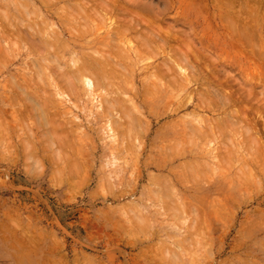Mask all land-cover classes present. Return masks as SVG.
Returning <instances> with one entry per match:
<instances>
[{"label": "rangeland", "instance_id": "374dc122", "mask_svg": "<svg viewBox=\"0 0 264 264\" xmlns=\"http://www.w3.org/2000/svg\"><path fill=\"white\" fill-rule=\"evenodd\" d=\"M15 1L0 0V13L9 17L2 13L1 16L9 18L11 24L20 16ZM29 2L34 13L45 16L39 3ZM116 3L136 19H132L128 10L125 13L130 16H120L129 17V21L138 18L150 21L153 29L148 30L150 25L146 29L144 22H138L140 26L131 22L127 27V22L123 23L126 19L121 17V21L117 16L120 18L117 20L110 14L101 19L87 10L83 13L87 17L80 12L76 14V9H66L70 6L67 0H52L51 12L54 17L59 16L52 19L57 30H73L76 36L79 30L88 33L75 41L78 59H84L86 54L94 61L103 62L106 59L103 55L108 57L111 53L114 61L107 58L110 60L107 62L113 61L109 66L120 69V73L113 67L112 73L117 76L111 73L108 81L115 85L119 97L111 85L108 94L102 95L100 91L101 94L94 92L86 96L82 91L78 98L60 96L61 100L53 87L42 85L31 76L30 58L25 55L27 48L10 49L6 42L0 43V137H3L0 138V264H264V0H119ZM34 16L28 21L19 19L24 25L33 20L38 23L40 17ZM113 18L117 21L113 22ZM5 21L0 22L8 25ZM12 27H2L8 29V37H12ZM20 28L25 30L26 26ZM120 31L125 34L119 35ZM116 34L119 38L113 37ZM118 48L124 60L114 56L120 51ZM9 50L8 57L5 52ZM176 62H183L180 65H184L182 69L186 67L184 72L177 70ZM188 64L194 70L187 68ZM166 65L170 66L171 76L181 77L177 81L180 86L176 79L175 83L170 82V74L163 73H168ZM109 66L106 70L110 71ZM156 70L161 72L159 76ZM10 80L15 85L18 82L17 86L23 90L26 88L29 102L24 98L25 103L15 88L13 91L12 87L17 86H11ZM173 84H177L179 91L172 89ZM217 90L219 94L235 97L234 106L218 105L213 95ZM49 91L54 94H48ZM104 96L108 100L113 97L121 102L125 100L119 105H127L125 108L129 110L132 107L134 112L130 110L124 115L125 108L121 112L118 105L119 110L116 108L118 111L111 113L113 118L108 114L105 117L103 106L100 107ZM31 98L36 102L34 105ZM209 98H213L212 106ZM203 101H208L211 110ZM27 103L34 109L37 104V110L27 107ZM230 111L237 112L230 120L232 124L225 122L231 117ZM131 114L135 122L129 117ZM16 115L22 116L16 120ZM120 115L127 117L122 119ZM197 119L201 123L205 119L221 122L223 135L213 128L217 124L210 122L211 132L219 134V138L210 131L213 139L207 132H204L206 139L195 134L191 138L185 132L189 126L184 124L188 122L196 127ZM110 120L123 124L121 133L128 130L125 127L128 124L132 130L136 129L131 132V138L125 133L130 141L123 134H115L116 138L124 137L119 144L115 143L116 138L110 139ZM201 130H208L205 124ZM131 142L134 146L128 144ZM165 208L170 209H167L169 213ZM181 211L184 218L174 221L171 214L181 215ZM194 219L199 221L196 223Z\"/></svg>", "mask_w": 264, "mask_h": 264}, {"label": "bare ground", "instance_id": "6f19581e", "mask_svg": "<svg viewBox=\"0 0 264 264\" xmlns=\"http://www.w3.org/2000/svg\"><path fill=\"white\" fill-rule=\"evenodd\" d=\"M51 1L52 0H31V2H32V4L33 5H35L36 3H39L40 4V6L42 7V10L44 9V11H45V16H42L40 13H34V10H31L30 9V5H31V3L29 2V0H20V1H15L16 3H17V6H18V15H20L19 16V18L20 19H22V20H27L28 21V19H29V17L32 15V14H35V16H34V18H37V17H40V19L38 20V23H35L34 22V20H33V22L32 23H30L29 25L27 24V25H24V24H21V20L17 17V20L15 19L14 20V24L16 25L15 27L13 26L14 24H11V22H9L8 23V20H9V18H8V20L7 19H4L5 17L4 16H6V17H9V16H7V14H5L4 12H2L1 11V13L4 15L3 17L1 16V13H0V17H2V18H0V21L2 20V21H5V20H7V21H5V22H7L6 24H8V25H5V24H3V22H0V23H2V27L3 26H7V28H9V27H12V28H14V29H11V36L12 37H8V35H9V32H6V31H8V29H4V28H2L1 27V24H0V29H2V30H0L1 32H0V43H4V42H6L5 43V45H6V47H10V49H11V47L13 46V47H15V48H17V49H19L20 47H23V48H27L26 49V51H28L27 52V54L25 53V55H26V58L28 57V58H30V63H31V70H33V73L31 74V76H33V79L35 80V81H38V83L40 82V84H44V85H48L50 88L51 87H53V89H55V92H56V94H57V97H58V95H59V97L60 96H63V98L65 97H68V99H71V97L72 98H78V97H80V95H81V93H83L82 91H84V93L86 94V96H89L88 94L90 93H94V92H96V93H99L100 91H102V95H103V93L104 94H108V91H109V88H110V90H111V87L113 86V88H112V91L114 90V84H110V82L108 81L109 79V75H111V73L112 72H114L112 69H113V67L111 68L110 66H112L114 63H113V59H112V57H111V51L109 50V51H106V53H108V55H109V53H110V57L108 56H106L107 54H104L103 55V53H102V55H103V57L105 56L106 57V59L104 58V61L103 62H100L99 60H97V59H95V61L94 60H92L93 58H91V56H87L86 54H85V58H84V56H83V58L84 59H78V56H77V54L75 53L76 51H75V41H77L78 39H83L84 37H85V34H86V32H81V30H79V34L76 36L75 34H73V33H75L73 30H72V32L69 30V31H61V30H57V28L55 27L56 26V24L53 22V20L52 19H54V18H56V19H59V16L58 17H54L53 15H52V12H51V10H52V6L53 5H51ZM57 1V0H56ZM60 1V0H59ZM95 2V0H86V2H85V0L83 1H81L82 2V4H81V2L80 1H78V0H67V5H70V6H67L66 7V5H65V7H66V9H70V8H73V9H76V14H78L79 12H80V14L83 16L84 14L83 13H87V11L89 12H93V16L95 17L96 15H97V18L98 19H101L102 17H104V15H108L109 17H110V15L111 16H114V17H117V16H120V15H122V16H130V14H131V12L128 10V9H126L124 6L122 7V8H120L122 5H117L118 3H116V2H118L119 0H108L107 2H109V3H107L106 1H104V0H96V1H98V2ZM131 1V0H130ZM71 2H74V4H70ZM229 3V2H228ZM120 4V3H119ZM227 4V3H226ZM64 6V5H63ZM3 8H4V6H3ZM59 8V7H58ZM126 10H125V9ZM89 9H91V10H89ZM124 9V10H123ZM5 10H6V7H5ZM87 10V11H86ZM95 10V11H94ZM129 11L130 12V14L129 13H125L126 11ZM8 11V10H7ZM68 12H69V10H67ZM86 11V12H85ZM7 13V12H6ZM51 13V14H50ZM66 13V12H65ZM73 15H75L76 16V14H74L75 13V11H74V13L73 12H71ZM95 13H96V15H95ZM99 13V14H98ZM102 13V14H101ZM72 14H66L68 17L70 16V18L72 19V18H74V17H71V15ZM79 14V15H80ZM90 14V13H89ZM110 14V15H109ZM246 14V13H245ZM248 14V13H247ZM80 15V16H81ZM87 15V14H86ZM86 15H84V16H86ZM100 15V16H99ZM103 15V16H102ZM254 15V14H253ZM262 15V14H261ZM13 16V15H12ZM56 16V15H55ZM65 16V15H64ZM78 16V15H77ZM81 16V17H82ZM122 16H120V18L122 17ZM131 16H132V14H131ZM233 16V15H232ZM15 17V16H14ZM33 17V16H32ZM62 17V16H61ZM87 17V16H86ZM86 17H82V18H84V19H87ZM27 18V19H26ZM69 18V19H70ZM93 18V17H92ZM96 18V17H95ZM118 18L119 17H117L116 19L118 20ZM119 18V19H120ZM123 19H129V17H122ZM122 18L120 19L121 21H122ZM131 18V17H130ZM135 18V17H134ZM133 18V16H132V19H134ZM4 19V20H3ZM13 19V18H12ZM64 19V18H63ZM62 18H60V20H63ZM66 19V18H65ZM64 19V20H65ZM81 19V18H80ZM83 19V20H84ZM104 19V18H103ZM110 19V18H109ZM132 19H130V21L129 20H125L123 23H125V22H127V27L130 25V23L131 22H133V24L132 25H134V24H136V25H138V22H144V24L146 25V29H147V26L148 25H150V27L148 26V30H150V29H153V25H152V23L150 22V21H147L146 22V20H144V19H141V20H139V18L136 20V21H134V20H132ZM232 19V18H231ZM235 19V18H234ZM252 19V18H251ZM30 20V19H29ZM67 21H68V19H66ZM65 20V21H66ZM74 20V19H73ZM91 20V19H90ZM114 18H113V22H114ZM117 20H115V22L117 21ZM118 21V22H121V21ZM88 21V20H87ZM240 21H241V19H240ZM15 22H17V24L15 23ZM99 22H100V24L101 23H103V22H101V20H99ZM104 22H105V20H104ZM63 23V22H62ZM9 24H11V26L9 25ZM64 24V23H63ZM21 25H23V27L24 26H26V29L25 30H23L22 28H20V26ZM85 25V24H84ZM88 25V24H87ZM112 25H113V23H112ZM140 25H142V24H139L138 26H140ZM232 25V24H231ZM247 25V24H246ZM103 27H104V25H102ZM144 26V25H143ZM249 26V25H248ZM85 27H86V25H85ZM123 27V26H122ZM132 27V26H131ZM135 27V26H134ZM229 27V26H228ZM233 27V26H232ZM251 27V26H250ZM87 28V27H86ZM159 28V27H158ZM235 28V27H234ZM65 29V28H64ZM68 29V28H67ZM70 29V28H69ZM119 29V28H118ZM125 28H123V30H124ZM130 29V28H129ZM136 29V28H135ZM238 29H240V28H238ZM77 30V29H76ZM84 31H85V29H83ZM82 30V31H83ZM112 30V29H111ZM127 31H128V29H126ZM125 30V31H126ZM133 30V29H132ZM138 30V29H137ZM257 30V29H256ZM263 30V29H262ZM78 31V30H77ZM158 31H160L159 29H158ZM239 31H241V30H239ZM106 32V31H105ZM115 32V31H114ZM118 32H119V30H118ZM141 32V31H140ZM154 32V31H153ZM157 32V31H156ZM233 32H235V31H233ZM65 33H67V35H68V37L67 38H65ZM122 33V34H121ZM142 33V32H141ZM167 33V32H166ZM207 33V32H206ZM119 34V33H118ZM125 33H124V31L122 32V31H120V34L119 35H124ZM152 34V33H151ZM151 34H148V35H151ZM155 34V33H154ZM156 34H159V33H156ZM155 34V35H156ZM242 34V33H241ZM247 34V33H246ZM86 35H88V33L86 34ZM238 35V34H237ZM242 35H244V34H242ZM248 35V34H247ZM250 35V34H249ZM248 35V36H249ZM147 36V35H146ZM169 36V35H168ZM113 37H118L117 36V34H116V36H113ZM123 37H125V36H123ZM122 37V38H123ZM148 37V36H147ZM119 38V37H118ZM117 38V39H118ZM140 38H143V37H140ZM160 38V37H159ZM245 39L246 38H248V37H244ZM255 38V37H254ZM76 39V40H75ZM116 40V39H115ZM147 40V39H146ZM145 40V41H146ZM175 40V39H174ZM153 41V40H152ZM161 41V40H160ZM181 41V40H180ZM237 41H239V40H237ZM246 41H247V39H246ZM250 41V40H249ZM110 42V41H109ZM122 42V41H121ZM144 42V41H143ZM142 42V43H143ZM153 42H155V40L153 41ZM159 42V41H158ZM146 43V42H145ZM147 43H149L148 41H147ZM247 43V42H246ZM251 43V42H250ZM114 44V42H112V45ZM243 44V43H242ZM245 44V43H244ZM248 44V43H247ZM8 45V46H7ZM145 45V44H144ZM149 45V44H148ZM253 45V44H252ZM16 46H18V47H16ZM115 46V45H114ZM161 47H162V45H160ZM251 46V45H250ZM5 46L3 45V48H4ZM5 47V48H6ZM116 47V46H115ZM114 47V48H115ZM170 47V46H169ZM4 48V49H5ZM89 48V47H88ZM101 48V47H100ZM113 48V49H114ZM117 48V47H116ZM8 49V48H7ZM6 49V50H7ZM17 49H16V51H17ZM102 49V48H101ZM119 50L121 49V48H118ZM144 49V48H143ZM5 50V51H6ZM12 50H13V48H12ZM103 50V49H102ZM112 50V49H111ZM117 49H115V51H116ZM123 50V49H122ZM251 50H252V48H251ZM4 51V52H5ZM14 51V50H13ZM12 51V52H13ZM118 51V50H117ZM116 51V52H117ZM162 51V50H161ZM8 52V51H7ZM7 52H5V54H6V56H8L9 54H11V51L9 50V53H7ZM113 52V51H112ZM15 53V52H14ZM16 53H18V52H16ZM120 53V54H119ZM123 53H124V51H123ZM180 53V52H179ZM262 53V52H261ZM101 54V53H100ZM117 53H115V55L114 56H116V58H117V56H118V58L119 57H121V50L120 51H118V54L116 55ZM125 54V53H124ZM124 54H122V56L124 55ZM182 54V53H181ZM184 54V53H183ZM183 54H182V56H183ZM3 55V54H2ZM13 55V54H12ZM17 55H19V54H17ZM84 55V54H83ZM259 55V54H258ZM14 56V55H13ZM124 56H126V55H124ZM9 57V56H8ZM127 57V56H126ZM184 57V56H183ZM185 57H188L187 56V54H186V56ZM82 58V57H81ZM107 58H109V59H112L113 61H111L110 63L109 62H107V61H110L109 59H107ZM122 59L124 58V57H121ZM5 59V58H4ZM120 59V58H119ZM126 59V58H125ZM179 59H181V56L179 57ZM189 59V58H188ZM187 59V60H188ZM259 59V58H258ZM264 59V58H263ZM121 60V59H120ZM124 60V59H123ZM169 60V59H168ZM184 60V59H183ZM182 60V61H183ZM186 60V59H185ZM97 61V62H96ZM177 61V60H176ZM180 61V60H179ZM166 62H168V61H166ZM173 62V61H172ZM187 61H185V63H186ZM174 63V62H173ZM183 62H181L180 64H182ZM188 63H190V61H188ZM109 64H110V66H109ZM165 64H167V63H165ZM165 64H163V65H165ZM172 64V63H171ZM176 66L178 67V69L177 68H175V69H177V70H183V72H184V70H185V68L184 69H182L183 68V66H181L180 64H178L177 62H176ZM192 65V64H191ZM191 65H187L188 67L187 68H193ZM108 66L110 67V71L108 70H106V68H108ZM162 65H160V67H161ZM167 66V65H166ZM172 66V65H171ZM117 67L119 68L120 66H119V63L117 64ZM169 67V68H168ZM174 67V66H173ZM115 69H117L116 67H114ZM196 68V67H195ZM114 69V70H115ZM121 69H123L122 67H121ZM161 69L162 70H165V69H163L162 67H161ZM161 69H160V71H161ZM167 71H168V73H166V71L165 72H163L164 74H170V71H171V69H170V66H167ZM169 69H170V71H169ZM173 69V68H172ZM118 70V72H119V70L120 69H117ZM179 70V71H180ZM188 70V69H187ZM191 70V69H190ZM189 70V71H190ZM193 70H194V68H193ZM256 70V69H255ZM124 71H125V69H124ZM156 71H158L159 72V70H156ZM173 72H174V69L172 70ZM29 72V71H28ZM110 72V73H109ZM122 72V71H121ZM158 72H157V74H158ZM193 72V71H192ZM120 73V72H119ZM124 73V72H123ZM123 73H121V74H123ZM160 73L161 72H159V74L157 75V76H159L160 75ZM172 73V72H171ZM179 73L181 74V72H178V75H179ZM202 73V72H201ZM114 74H116V73H114ZM113 73H112V75H114ZM156 74V73H155ZM173 74V73H172ZM191 74V78H192V73H190ZM195 74V73H194ZM198 74V73H197ZM25 75V74H24ZM23 75V76H24ZM116 76H117V74H116ZM155 76V75H154ZM169 76H171V74L169 75ZM182 76V75H181ZM185 76H186V74H185ZM190 75H188V77H189ZM195 76H197V75H195ZM113 77H115V75L113 76ZM156 77V76H155ZM161 77V76H160ZM159 77V78H160ZM163 77V76H162ZM166 77V76H165ZM172 77V81L170 80V78H168L169 80H170V82H174L173 80H175L176 78H177V75L175 76V77H173V75L171 76ZM180 77V76H179ZM179 77H178V79H179ZM193 77H194V75H193ZM118 78V77H117ZM157 78V77H156ZM155 78V79H156ZM196 78V77H195ZM194 78V79H195ZM11 79V78H10ZM116 79V78H115ZM166 80L167 82H169V80ZM178 79H176V83H178L177 81H181V80H178ZM180 79H181V77H180ZM189 79V78H188ZM193 79V78H192ZM205 79V78H204ZM204 79H203V81H201L202 83H204ZM117 80V79H116ZM163 80V79H162ZM208 80H210V79H208ZM207 80V81H208ZM12 80H10L9 81V84L11 85V86H17L18 85V82H17V85H15L14 83H12L11 82ZM26 81V80H25ZM164 81V80H163ZM184 82H185V80H183ZM187 81V80H186ZM198 81H199V79H198ZM11 82V83H10ZM195 82V81H194ZM226 82V81H225ZM171 83V84H172ZM175 83V82H174ZM180 83H182L183 85H184V83L183 82H180ZM192 83V82H191ZM13 84V85H12ZM36 84V83H35ZM39 84V85H40ZM129 84V83H128ZM155 84V83H154ZM171 84H169L170 86H171ZM186 84V83H185ZM187 84H188V82H187ZM187 84H186V86H187ZM195 84V83H194ZM213 84V83H212ZM28 85V84H27ZM30 85H32L31 83H30ZM37 85V84H36ZM112 85V86H111ZM177 85V84H176ZM175 85V86H176ZM33 86V85H32ZM31 86V87H32ZM48 86H46V87H48ZM111 86V87H110ZM173 86H174V84H173ZM172 87V89L173 88H177V86L176 87ZM178 86H180V84L178 83ZM185 86V85H184ZM219 86V85H218ZM9 87V86H8ZM22 87V86H21ZM21 87H19V86H17V87H12L13 89L15 88L16 89V93H18L17 95L20 97L21 95H23V96H21V98H23V100H25L24 98H26V97H28V96H26V93H25V90H26V88H25V90H23ZM30 87V86H29ZM40 87H42L41 85H40ZM183 87V86H182ZM182 87H180V88H182ZM205 87V86H204ZM208 87L209 88H212L211 86H209L208 85ZM6 88V87H5ZM11 88V87H10ZM34 88H36V87H33V88H31V89H34ZM42 88H44V87H42ZM208 88V89H209ZM15 89L13 90L14 92H15ZM38 89V88H37ZM37 89H36V92H37ZM47 88H45V89H43V90H46ZM52 89V88H51ZM118 89V88H117ZM175 89L173 90V91H175ZM119 90V89H118ZM176 90H178L179 91V88L178 89H176ZM211 90V89H210ZM209 90V91H210ZM213 90H214V88H213ZM216 90V89H215ZM224 90V89H223ZM39 91H42V89L41 90H39ZM38 91V92H39ZM48 91V90H47ZM54 91V90H53ZM87 91H88V93H87ZM111 91V92H112ZM117 91V90H116ZM115 90H114V93L116 92ZM119 91H121V90H119ZM182 91H183V89H182ZM212 91V90H211ZM210 91V92H211ZM225 91V90H224ZM223 91V92H224ZM218 92V90L217 91H214L213 92V95H214V97H216V102L217 103H219L218 105H224V106H226V105H229V104H231V105H233L234 106V104H235V97H233V96H230V94L229 95H223L221 92V94H219V93H217ZM42 93H44V92H42ZM49 93H51V94H54V93H52V92H48V94ZM113 93V92H112ZM113 93V94H114ZM20 94V95H19ZM39 94H41L40 92H39ZM84 94V95H85ZM100 94H101V92H100ZM100 94H98L99 96H100ZM224 94H226V93H224ZM42 95V94H41ZM43 95H45V93L43 94ZM47 95V94H46ZM95 95V94H94ZM116 95L119 97V93H117L116 92ZM189 95H190V92H189ZM193 95V94H192ZM212 95V94H211ZM210 95V96H211ZM212 95V96H213ZM26 96V97H25ZM48 96V95H47ZM98 96V97H99ZM153 96V95H152ZM209 96V97H210ZM31 97V96H30ZM44 97V96H43ZM97 97V96H96ZM111 97V96H110ZM197 97V96H196ZM208 97V96H207ZM264 97V96H263ZM10 98H12V97H10ZM9 98V99H10ZM14 98L15 97H13L12 98V100L14 101ZM21 98H19V101H22V99ZM45 98H47V97H44V100H45ZM50 98H52V97H50ZM54 98V97H53ZM86 98V97H85ZM90 98H92V96L90 97ZM95 98V97H94ZM93 98V99H94ZM113 98H115V99H111V100H108V99H106V97L104 96L103 98L101 97V99L103 100L102 101V104L100 103V107L101 106H103V112L105 113V117L107 116L106 114H108V115H110L112 118H113V116L111 115V113L113 112V113H115V111H118L119 110V108H120V110H121V112L124 110V108H125V106L127 107V105H125L124 107H122V106H120V105H122L123 103H124V101L123 102H121V100L119 101L116 97H113ZM143 98V97H142ZM185 98V97H184ZM191 98V97H190ZM262 98V97H261ZM7 99H8V97H7ZM17 101H18V99L17 98H15ZM60 99L62 100V98L60 97ZM100 99V98H99ZM210 99V103H211V100L213 99H211V98H209ZM215 99V98H214ZM241 99V98H240ZM26 100H27V98H26ZM24 101L25 103L28 101L29 102V100H27V101ZM31 100H32V98H31ZM47 100H48V98H47ZM46 100V101H47ZM51 100H54V99H51ZM56 100V99H55ZM58 100H59V98H58ZM116 101V103H115V101ZM131 100V99H130ZM199 100H200V98H199ZM202 100V99H201ZM12 101V102H13ZM89 101V100H88ZM92 101V100H91ZM99 101V100H98ZM209 101V100H208ZM208 101H206L207 103H208ZM244 101V100H243ZM34 100H32V101H30V103H31V105H32V103H33V105H34ZM126 102V101H125ZM188 102V101H187ZM191 102V101H190ZM201 101H199V103H200ZM215 102V103H216ZM15 103H16V101H15ZM29 103V104H30ZM36 103V102H35ZM45 103V102H44ZM50 103V102H49ZM118 103V104H117ZM203 103H205L204 101H203ZM207 103H205V105L206 106H208V110H211V109H209V107H210V105L209 104H207ZM216 103V104H217ZM233 103V104H232ZM261 103V102H260ZM13 104V103H12ZM28 104V103H27ZM28 104V105H29ZM104 104V105H103ZM120 104V105H119ZM201 104H202V102H201ZM200 104V105H201ZM212 104L213 103H211V106H212ZM27 105V107H30V105L28 106ZM44 105V104H43ZM55 105V104H54ZM59 105V104H58ZM120 107H119V106ZM260 105V104H259ZM17 106V105H16ZM45 107H46V105H44ZM57 106V105H56ZM61 106V105H60ZM130 107H131V105H129ZM198 106V105H197ZM202 106V105H201ZM204 106V105H203ZM248 106V105H247ZM35 107V109H36V107H37V104H36V106H34ZM117 107H119V108H117ZM216 107V106H215ZM244 107H246L245 105H244ZM23 108L25 109V107L23 106ZM30 108H32V106L30 107ZM118 110H117V109ZM123 108V109H122ZM137 108H139V106H137ZM183 108V107H182ZM196 108V107H195ZM198 108V107H197ZM203 108V107H202ZM207 108V107H206ZM217 108V107H216ZM223 108V107H222ZM236 108V107H235ZM239 108V107H238ZM264 108V107H263ZM33 109V111L35 110L34 108H32ZM32 109H28L29 111H31ZM40 108H38V112H40V110H39ZM45 109V108H44ZM100 109V108H99ZM127 108H125V111H126V113H124V111H123V114L125 115V114H127V113H130V112H128V111H130L131 109H132V107H131V109L129 110V109H127ZM37 110V109H36ZM35 110V111H36ZM43 110V109H42ZM139 110V109H138ZM207 110V109H206ZM245 110V109H244ZM17 111V110H16ZM18 111H20L19 109H18ZM28 111V112H29ZM33 111H32V113H31V115L33 114ZM131 111H133L134 112V110H131ZM237 111V110H236ZM234 112L233 111V113H232V111H230L229 112V114L231 113V117H229L228 119L229 120H225V122L227 121V123H229V124H232V123H230V120H232L231 118H232V116L234 117L235 115H236V113L237 112ZM240 111V110H239ZM243 111V110H242ZM59 112V111H58ZM58 112H57V114H58ZM120 112V113H121ZM141 112H142V110H141ZM241 112V111H240ZM243 112H245V111H243ZM26 113H27V111H26ZM133 114H135V113H133ZM133 114H131V116H129L130 118H131V120L132 121H136V119L135 120H133L132 119V117L134 116ZM244 114V113H243ZM26 115V114H25ZM28 115V114H27ZM30 115V116H31ZM35 115V114H34ZM66 115V114H65ZM64 115V116H65ZM124 115L123 116H121V118L122 117H124ZM128 115V114H127ZM227 115V114H226ZM242 115V114H241ZM250 115V114H249ZM22 116V115H21ZM21 116H18V115H16L15 116V119H16V117L18 118V120H19V117H21ZM41 117H42V115H41ZM108 117V116H107ZM125 117H127V116H125ZM124 117V118H125ZM238 117V116H237ZM236 117V118H237ZM258 117H260V116H258ZM257 117V118H258ZM24 118V117H23ZM112 118H110V119H112ZM120 118V119H121ZM235 118V117H234ZM244 118H245V116H244ZM9 119V118H8ZM22 118H20V120H21ZM58 119V118H57ZM109 119V118H108ZM123 119V118H122ZM126 119V118H125ZM124 119V120H125ZM137 119H139V117L137 118ZM203 119V118H202ZM209 119V118H208ZM247 119V118H246ZM245 119V120H246ZM17 120V119H16ZM59 120V119H58ZM141 120V119H140ZM211 120V119H210ZM221 120V119H220ZM244 120V119H243ZM244 120V121H245ZM69 121V120H68ZM74 121V120H73ZM197 121H198V119H197ZM202 121H204V119L202 120ZM224 121V120H223ZM223 121H222V123H223ZM249 121V120H248ZM248 121H247V123H248ZM2 122V121H1ZM21 122H24V120L23 121H21ZM72 122V120L70 121V123ZM134 122H133V124H134ZM210 122H215L217 125V127L212 123V125H214L215 127H213V128H215V129H217V133H219L218 132V130L220 131V123L221 122H218V121H216V120H211V121H209V120H207V119H205V122L203 123H201V121H198L197 123H198V125L197 126H199L198 128H197V126L195 127H193V126H191L192 125V123H188L187 122V124H184V127L185 126H189V129H186L185 130V132L186 131H188L189 132V135H190V137H191V134L194 136V134H195V136H202V138H205L206 136L205 135H207V133H208V135L210 136L211 134H209L211 131H212V128L210 127ZM218 122V123H217ZM236 122H238L239 123V121H236ZM44 123V122H43ZM55 123V122H54ZM109 130H110V135H111V138L110 139H112V137H113V139L114 138H116L115 137V134H116V136H117V134H123V135H125L126 136V134H127V136H131L130 134H131V132H134V131H136V129L133 131L132 129H131V126H130V124H128L127 126H125L128 130L126 131V129H125V133L123 132V133H121L122 132V128L121 127H124L123 126V124H122V126H121V124L119 123V121H117V120H110L109 121ZM185 123V122H184ZM247 123H246V125H247ZM4 124V123H3ZM45 124V123H44ZM58 124V123H57ZM67 124H69V123H67ZM125 124H127L126 123V121H125V123H124V125ZM204 124H205V126L207 127V131L205 130H203V132H202V128L204 127ZM23 125V124H22ZM38 125V124H37ZM41 125V124H40ZM40 125H38V126H40ZM46 125V124H45ZM45 125H43V126H45ZM79 125V124H78ZM135 125V124H134ZM143 124H141V126H142ZM224 125V124H223ZM241 125H243L242 123H241ZM251 125H253V124H251ZM4 126V125H3ZM28 126V125H27ZM26 126V127H27ZM42 126V127H43ZM67 126V125H66ZM71 126V125H70ZM128 126L130 127V128H128ZM140 125H138V127H139ZM201 126V127H200ZM254 126V125H253ZM29 127V126H28ZM37 127V126H36ZM145 127V126H144ZM183 127V128H184ZM186 127V128H187ZM248 127V126H247ZM262 127V126H261ZM0 128H1V126H0ZM5 128H6V126H5ZM40 128V127H39ZM67 128H68V126H67ZM77 128V127H76ZM222 128V127H221ZM7 129V128H6ZM5 129V130H6ZM11 129V128H10ZM58 129H60V128H58ZM214 129V131H216ZM240 129V128H239ZM245 129H247L246 128V126H245ZM244 129V130H245ZM249 129V128H248ZM247 129V130H248ZM5 130H3V131H5ZM29 130V129H28ZM40 130H41V128H40ZM71 130H73L72 128H71ZM201 130V131H200ZM256 130V129H255ZM254 130V131H255ZM0 131H1V129H0ZM9 131V130H8ZM7 131V132H8ZM32 131V130H31ZM69 131V130H68ZM67 131V132H68ZM74 131V130H73ZM103 131V130H102ZM210 131V132H209ZM213 131V132H214ZM6 132V133H7ZM26 132V131H25ZM29 132V131H28ZM48 132V131H47ZM66 132V131H65ZM75 132V131H74ZM204 132H207V133H204ZM248 132V131H247ZM246 132V133H247ZM32 133V132H31ZM55 133V132H54ZM53 133V134H54ZM64 133V132H63ZM136 133V132H135ZM203 133V134H202ZM212 133V132H211ZM220 133H221V131H220ZM234 133V132H233ZM250 133H252V132H250ZM249 133V134H250ZM42 134H45L46 135V133H42ZM139 134V133H138ZM137 134V135H138ZM145 134V133H144ZM200 134V135H199ZM202 134V135H201ZM205 134V135H204ZM212 134H214V133H212ZM222 134V133H221ZM27 135H29L28 137H30V134L29 133H27ZM41 135V134H40ZM47 135H48V133H47ZM46 135V136H47ZM137 135H135V137L137 136ZM139 135H141V132H140V134ZM215 136H217V134H216V132H215V134H214ZM223 135V134H222ZM19 136V135H18ZM22 136V135H21ZM45 136V137H46ZM127 136H126V138H127ZM188 136V135H187ZM250 136V135H249ZM252 136V135H251ZM43 137V136H42ZM107 137V136H106ZM121 136H119V137H117L116 139H115V143L116 144H119V140L121 141H123V139L122 138H124L123 136H122V138H120ZM133 138H134V136H132ZM189 137V138H190ZM211 137V139H213L212 138V136H210ZM218 138H219V134H218V136H217ZM216 137V140H218V138ZM252 137H254V136H252ZM0 138H3V137H0ZM8 138V137H7ZM31 138V137H30ZM49 138H50V136H49ZM131 138V137H130ZM192 138V137H191ZM200 138V137H199ZM250 138V137H249ZM255 138V137H254ZM254 138H252V139H254ZM257 138V137H256ZM255 138V139H256ZM42 139V138H41ZM46 139V138H45ZM47 139H48V137H47ZM53 139V138H52ZM112 139V140H113ZM201 139V138H200ZM206 139V138H205ZM2 140V139H1ZM44 140V139H43ZM50 140H51V138H50ZM48 141L47 140V142H50L51 143V141ZM67 140V139H66ZM116 140H118V141H116ZM127 140H129L130 141V139H128L127 138ZM126 140V141H127ZM134 140H136L135 138H134ZM139 140H141L140 142L142 143V139H139ZM202 140V139H201ZM214 140H215V138H214ZM250 140V139H249ZM9 141V140H8ZM45 141V140H44ZM138 141V140H137ZM188 141H189V139H188ZM202 141H204V140H202ZM206 141V140H205ZM226 141V140H225ZM251 141H254V142H257L258 140H251ZM25 142V141H24ZM118 142V143H117ZM128 142V141H127ZM259 142V141H258ZM33 143V142H32ZM32 143H30V144H32ZM123 142H121V144H122ZM132 144H130V143H128L130 146L132 145V146H134L133 144H135L134 142H131ZM214 143H215V141H214ZM231 143V142H230ZM261 143V142H260ZM29 144V143H28ZM27 144V145H28ZM52 144H54L53 142H52ZM27 145H26V147H27ZM223 145V144H222ZM29 146V145H28ZM48 146H49V144H48ZM122 146V145H121ZM190 146V145H189ZM194 146V145H193ZM50 147V146H49ZM127 147V146H126ZM175 147H177V146H175ZM232 147V146H231ZM51 148H53V147H51ZM233 148V147H232ZM236 148H237V146H236ZM251 148V147H250ZM121 149V148H120ZM128 149V148H127ZM132 149V148H131ZM247 149H248V147H247ZM263 149V148H262ZM126 150V149H125ZM179 150V149H178ZM183 150V149H182ZM226 150V149H225ZM232 150V149H231ZM117 151V150H116ZM169 151V150H168ZM230 151V150H229ZM133 152V151H132ZM136 152V151H135ZM159 152H160V150H159ZM217 152V151H216ZM232 152V151H231ZM263 152H264V150H263ZM118 153V152H117ZM117 153H115V154H117ZM219 153V152H218ZM229 153V155H230V152H228ZM257 153V152H256ZM32 154V153H31ZM180 154V153H179ZM183 153H181V155H182ZM235 154V153H234ZM132 155H133V153H132ZM169 154H166V156H168ZM172 156V155H171ZM183 156H185V155H183ZM223 156H225V155H223ZM228 156V155H227ZM261 156V155H260ZM148 157V156H147ZM169 158H170V156H168ZM181 157V156H180ZM221 157H222V155H221ZM232 157V156H231ZM234 157H235V155H234ZM233 157V158H234ZM134 158V157H133ZM136 158V157H135ZM169 158H167V160L169 159ZM226 158H229V157H226ZM236 158V157H235ZM218 159V158H217ZM220 159V158H219ZM218 159V160H219ZM222 159V158H221ZM171 160V159H170ZM226 160H228V159H226ZM136 161V160H135ZM165 161H166V159H165ZM115 162V161H114ZM146 163V162H145ZM154 163V162H153ZM189 163V162H188ZM148 165V164H147ZM154 165H156V164H154ZM159 168V167H158ZM190 172H191V170H190ZM153 178V177H152ZM162 178H164V177H162ZM159 179V178H158ZM165 179V178H164ZM155 180H157V179H154L153 181H155ZM166 180V179H165ZM156 182V181H155ZM158 182V181H157ZM159 182H161V180L159 181ZM163 184V183H162ZM164 184H167V182L166 183H164ZM170 185V184H169ZM158 186H160V184L158 185ZM163 186H165V185H163ZM162 187V186H161ZM168 187H170V186H168ZM167 187V188H168ZM109 188V187H108ZM156 188V187H155ZM164 188V187H163ZM166 188V187H165ZM135 189V188H134ZM150 189V188H149ZM106 190V189H105ZM155 190V189H154ZM153 190V191H154ZM162 190V189H161ZM165 190V189H164ZM167 190V189H166ZM169 190V189H168ZM171 190V189H170ZM130 191V190H129ZM150 191V190H149ZM109 192V191H108ZM160 192V191H159ZM164 192V191H163ZM170 192V191H169ZM110 193V192H109ZM125 193V192H124ZM150 193V192H149ZM155 193H157V192H154V194ZM168 193V192H167ZM127 194V193H126ZM151 194V193H150ZM123 195V194H122ZM157 195V194H156ZM159 195H161V194H158L157 196H159ZM168 195V194H167ZM170 195V194H169ZM110 196V195H109ZM121 196V195H120ZM157 196L155 197V198H157ZM161 197V196H160ZM160 199V198H159ZM163 199H165V198H163ZM160 200H162V199H160ZM216 201H218V202H220L219 200H216ZM166 202V201H165ZM217 202V203H218ZM152 203V202H151ZM176 203V202H175ZM215 203V202H214ZM216 203V204H217ZM221 203V202H220ZM172 204V203H171ZM174 204V203H173ZM222 204V203H221ZM135 204H133V206H134ZM177 205V204H176ZM175 205V206H176ZM220 206V205H219ZM135 207L137 208V205H135ZM177 208H178V206H176ZM188 207V206H187ZM186 207V209H188ZM125 208V207H124ZM163 208V207H162ZM220 208V207H219ZM166 209V208H165ZM168 209V211L170 210L169 208H167ZM167 209L165 210V211H167ZM216 209V208H215ZM176 210H178V209H176ZM221 210V209H220ZM140 211V210H139ZM167 211V212H168ZM186 211V210H185ZM192 211H193V209H192ZM131 212H132V210H131ZM180 212V211H179ZM194 212V211H193ZM169 213V212H168ZM175 213V212H174ZM192 213V212H191ZM133 214V213H132ZM137 214V213H136ZM135 214V215H136ZM195 214V213H194ZM129 215H131V214H129ZM172 216V218H174V221H176V220H178V219H181L182 220V218H184V215L182 214V211H181V215H173V213L171 214ZM189 215H191V214H189ZM193 215V214H192ZM191 215V216H192ZM220 215V214H219ZM140 216V215H139ZM176 216H178V218L176 219ZM195 216V215H194ZM197 216H199V215H197ZM137 217H138V214H137ZM180 217V218H179ZM200 217V216H199ZM193 218H196V217H193ZM139 219V218H138ZM149 219V218H148ZM198 219V218H197ZM137 220V219H136ZM195 220V222L197 223L198 221H196V219H194ZM194 220L192 221L191 220V224H192V222H194ZM140 221H141V219H140ZM144 221V220H143ZM177 222V221H176ZM181 222V221H180ZM143 223V222H142ZM147 223V222H146ZM142 225V224H141ZM193 225V224H192ZM201 225V224H200ZM143 226H144V224H143ZM195 226V227H194ZM139 227H141L140 225H139ZM193 227L194 228H196V224L195 225H193ZM190 228H191V226H190ZM202 229V228H201ZM205 229H203V231H204ZM193 231H195L194 229H193ZM200 231V230H199ZM244 234H246V233H244ZM247 235V234H246ZM171 238V237H170ZM173 238V237H172ZM190 239V238H189ZM176 240V239H175ZM181 240V239H180ZM179 240V241H180ZM184 241V240H183ZM187 241H188V239H187ZM179 243V242H178ZM181 243H183L182 241H181ZM187 243V242H186ZM184 245H185V243H184ZM178 246H180V244L178 245ZM177 247V246H176ZM183 247V246H182ZM209 248V247H208ZM182 249V248H181ZM175 250V249H174ZM174 250H172L173 251V253H174ZM206 250H208V249H206ZM171 251V252H172ZM208 251H210V250H208ZM207 251V253L209 254V252ZM175 254V253H174ZM172 255V254H171ZM176 255V254H175ZM211 256H212V254H211ZM170 258L169 259H171L172 260V258H171V256H169ZM175 257V256H174ZM178 258V257H177ZM168 259V260H169ZM178 260V259H177ZM237 260H239L238 258H237ZM176 261V260H175ZM168 262V261H167ZM231 262H233L232 260H231ZM171 263V262H170ZM177 263V262H176ZM172 264V263H171ZM178 264V263H177ZM231 264V263H230Z\"/></svg>", "mask_w": 264, "mask_h": 264}]
</instances>
